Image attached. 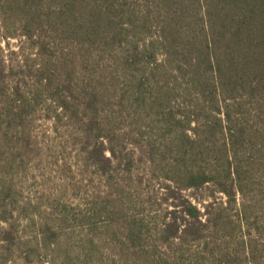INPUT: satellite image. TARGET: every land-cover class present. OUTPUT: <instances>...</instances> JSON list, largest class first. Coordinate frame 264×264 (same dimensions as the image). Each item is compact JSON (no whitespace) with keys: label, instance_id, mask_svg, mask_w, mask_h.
<instances>
[{"label":"trees","instance_id":"obj_1","mask_svg":"<svg viewBox=\"0 0 264 264\" xmlns=\"http://www.w3.org/2000/svg\"><path fill=\"white\" fill-rule=\"evenodd\" d=\"M69 148L101 188L42 219L50 264H264V0H0V247Z\"/></svg>","mask_w":264,"mask_h":264},{"label":"rangeland","instance_id":"obj_2","mask_svg":"<svg viewBox=\"0 0 264 264\" xmlns=\"http://www.w3.org/2000/svg\"><path fill=\"white\" fill-rule=\"evenodd\" d=\"M9 42L10 45L7 46L6 42L2 41L7 57L11 50H17L21 44L20 40L16 39ZM47 127L44 122L38 123L39 134L41 135ZM41 153L44 156L43 163L35 167L34 164L30 166L31 171H29L28 178L22 182L21 194H19L20 201L31 200L33 204L37 203L41 208V215L32 213L31 223L30 219L20 218L18 236L22 242L10 250L0 247V264H50L49 252L47 255L44 251L40 253L35 250L42 219L53 220L54 211L66 212L71 218L78 217L86 210L90 193L101 188L100 181L92 176L91 171H86L84 167H78V165L74 166V153L70 148L63 154L55 151L47 154L46 151ZM58 161L60 164L67 161L70 167L72 166V170L66 169L69 165L64 167V164V169H62ZM90 177L92 178L89 179ZM74 225L78 228L76 222ZM67 233L73 250L77 249L81 243V230L76 229Z\"/></svg>","mask_w":264,"mask_h":264}]
</instances>
